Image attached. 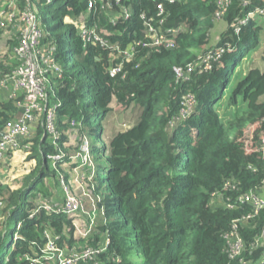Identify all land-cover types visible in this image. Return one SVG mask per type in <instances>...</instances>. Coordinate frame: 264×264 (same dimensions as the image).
I'll use <instances>...</instances> for the list:
<instances>
[{
  "label": "trees",
  "instance_id": "trees-1",
  "mask_svg": "<svg viewBox=\"0 0 264 264\" xmlns=\"http://www.w3.org/2000/svg\"><path fill=\"white\" fill-rule=\"evenodd\" d=\"M34 9L60 71L44 74L55 85L19 140L34 167L15 190L0 177V264H58V254L71 264H264V0H15L12 22L0 19V78L22 64L12 53L15 25ZM10 10L1 5L0 16ZM142 15L165 34L159 44H149ZM79 16L97 24L104 45L85 44ZM225 92L228 114L218 109ZM17 96L0 101V133L22 112ZM50 108L56 139L46 129ZM107 127L110 135L97 137L103 147L91 149L100 199L78 235L73 217L42 206L65 180L51 158L67 152L70 130L91 136ZM251 193L262 201L257 213L238 200Z\"/></svg>",
  "mask_w": 264,
  "mask_h": 264
},
{
  "label": "built area",
  "instance_id": "built-area-1",
  "mask_svg": "<svg viewBox=\"0 0 264 264\" xmlns=\"http://www.w3.org/2000/svg\"><path fill=\"white\" fill-rule=\"evenodd\" d=\"M14 1L15 0H4L3 3L0 1V7L1 5H4L10 10L14 4ZM116 1L119 2L120 0ZM92 5L93 3L89 2V10L91 9ZM109 5L111 6L110 2ZM158 11L159 12L157 13V16H160L162 13L161 5H158ZM260 12L263 11L260 10ZM6 13L7 14L0 16V19H3L4 17L6 21L11 23L15 13L13 10H10ZM130 13L131 12L128 10V8H124L121 15L124 18H127L129 17ZM19 16L20 26L15 25V31L20 34V39L18 45L13 48L12 53L18 59L22 60V64L17 66L11 74L0 78V89L5 88L6 86H11L13 90H19L21 92L19 95H24V101L18 102V107L22 109L20 116L17 119L6 123L2 131L3 136L0 138V162L3 158H5V152L8 149H12L13 152L18 151L19 140L31 134V124L36 120V117L32 112L37 109L40 110L37 99L43 95L45 87L52 88L55 85V83H49L46 81L44 74L48 69L53 71L55 75L60 71V65L57 63L55 64L52 59V54L55 50L54 47L40 43L43 34L40 22L37 17V10L34 9L23 11L19 14ZM142 16L145 20L144 30L146 37L150 41L149 44H159L160 41L164 40L165 34L161 32L159 26L153 25V18L146 20L144 15ZM74 23L85 44L88 42H100L102 45L105 44L103 39H101L97 33L96 23H88L84 16H79V18ZM175 32V29H168L166 31L168 35L174 34ZM138 44H140V42H138L137 45ZM38 55H41L43 61L42 63L38 62ZM114 72H116V70L112 69L111 73ZM177 73L178 75H181V72L177 71ZM14 95L18 94L13 92L12 96ZM54 117L55 109L50 108L46 112V129L52 138L56 139L58 138L59 134L53 122ZM262 144L264 147V140L262 141ZM64 157L65 154H58L54 155L51 159L56 164L57 162L62 161ZM2 171V167L0 166V177ZM238 200L242 202L250 201L256 207L255 213L258 212V206L262 205V201L252 193L244 197H239ZM42 206L46 210L53 211L55 213H64L69 217L74 215L79 210L78 204L74 201H69L66 204H51L45 201ZM231 241V251L234 255H236L241 248V239L234 232H232ZM92 252L93 250L86 249L85 256H88ZM57 256L58 264H71L73 261L70 258H62L59 254ZM50 258H53V256H50ZM260 260L261 263H264V251Z\"/></svg>",
  "mask_w": 264,
  "mask_h": 264
},
{
  "label": "rangeland",
  "instance_id": "rangeland-1",
  "mask_svg": "<svg viewBox=\"0 0 264 264\" xmlns=\"http://www.w3.org/2000/svg\"><path fill=\"white\" fill-rule=\"evenodd\" d=\"M37 1V0H34ZM61 2H53V7H58ZM42 12L47 16L50 7L47 5H42L40 7ZM65 28L61 29L63 31ZM263 47L261 46L257 52H254L248 59L247 63L241 69L240 76L243 77L251 66L256 64V56L258 52H261ZM12 88V87H10ZM10 93V90L7 89ZM228 94L225 92L223 99L218 104V109L222 114H228L230 111V103L228 101ZM112 126V120H110ZM118 129V124L115 126ZM97 132L95 135L84 134L81 135L79 132L73 130L67 133L68 141L64 143L67 147L66 156L70 157V160H62L53 165V169L65 180L60 181L59 184L55 186L54 193L52 194V200L49 203L53 204H66L69 201H74L78 204L79 210L72 215L75 226L77 227V234L84 235L87 219L85 216H93L95 214L94 201H99L100 197L98 194L94 193L96 187L98 173L100 172L97 165L93 160L94 156L91 153L93 146L103 147L102 142H97V137L105 139L110 135L111 129L108 127ZM68 132V131H67ZM8 165V163L6 164ZM52 168V167H51ZM15 171V172H14ZM16 166H12L10 171L7 172V176L2 178L1 187L15 190L20 187L23 180V175H16ZM13 174L14 177H11ZM102 178V177H101ZM48 182V181H47ZM52 190V189H51ZM264 195V194H263ZM47 200L46 202H48ZM85 215V216H84Z\"/></svg>",
  "mask_w": 264,
  "mask_h": 264
},
{
  "label": "crops",
  "instance_id": "crops-1",
  "mask_svg": "<svg viewBox=\"0 0 264 264\" xmlns=\"http://www.w3.org/2000/svg\"><path fill=\"white\" fill-rule=\"evenodd\" d=\"M10 87L11 86H8V87L6 86L5 88H1L0 89V101H3L7 97H10L13 94V92H16L18 95L21 94V92L19 90H13V88H10ZM7 89L10 90V93L7 92ZM32 132H33V130L31 129V133ZM26 157H27V153L23 152L22 150H18L16 152H13V155L11 157H8L6 155L4 160L7 161L8 165H5L4 168H2L3 171H2L1 176L2 177H6L7 174H8L7 172L10 171L12 166H16V171L17 172H16V175H14V176L24 175V173L29 171L28 169H31L35 165V160L34 159L27 160ZM67 158L68 157L66 156L65 160ZM68 159H70V158H68ZM14 176H13V174L11 175V177H14ZM20 187H21V185H20ZM36 194L38 195V192H36Z\"/></svg>",
  "mask_w": 264,
  "mask_h": 264
},
{
  "label": "water",
  "instance_id": "water-1",
  "mask_svg": "<svg viewBox=\"0 0 264 264\" xmlns=\"http://www.w3.org/2000/svg\"><path fill=\"white\" fill-rule=\"evenodd\" d=\"M109 2H110V4H111V1H109ZM2 136H3V133L1 132V133H0V138H1Z\"/></svg>",
  "mask_w": 264,
  "mask_h": 264
},
{
  "label": "clouds",
  "instance_id": "clouds-1",
  "mask_svg": "<svg viewBox=\"0 0 264 264\" xmlns=\"http://www.w3.org/2000/svg\"><path fill=\"white\" fill-rule=\"evenodd\" d=\"M65 157H66V155H65ZM65 157H64V160H65ZM68 157V156H67ZM68 158H70V157H68Z\"/></svg>",
  "mask_w": 264,
  "mask_h": 264
}]
</instances>
